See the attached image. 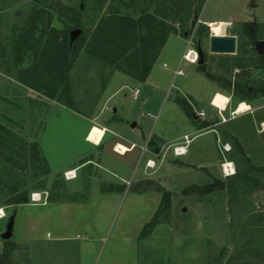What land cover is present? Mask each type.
I'll list each match as a JSON object with an SVG mask.
<instances>
[{
	"label": "rangeland",
	"instance_id": "1",
	"mask_svg": "<svg viewBox=\"0 0 264 264\" xmlns=\"http://www.w3.org/2000/svg\"><path fill=\"white\" fill-rule=\"evenodd\" d=\"M176 2L190 4L187 21L166 17L165 0H0V252L15 243L10 264H264V0H203L197 14L199 0ZM113 15L148 43L176 29L148 78L119 69L135 73L137 49L109 59L119 51L97 33ZM216 22L236 37L234 54L209 53ZM192 33L197 62L175 76ZM185 133L188 142L157 139ZM117 142L136 153L131 165ZM155 211L160 222L138 238Z\"/></svg>",
	"mask_w": 264,
	"mask_h": 264
},
{
	"label": "trees",
	"instance_id": "2",
	"mask_svg": "<svg viewBox=\"0 0 264 264\" xmlns=\"http://www.w3.org/2000/svg\"><path fill=\"white\" fill-rule=\"evenodd\" d=\"M176 1L177 0H171V2H169L168 0H165L163 9L168 11V13L166 14V17H168V18L183 17L184 21H187V19L190 18V16H191L190 4L185 2V4L178 5V2H176ZM202 3H203V0H199L197 7H195L193 9L194 14L198 13V10L201 7ZM112 18L117 19V20L116 21H107L108 24H107V22H104L105 24L100 26V29L98 30V33H97V34H102L105 37V38L103 37L104 43H106L107 45L110 44V46H106V51L114 52L116 49L115 47H117V50L119 51V54L115 53L116 56L113 55V58L110 57L109 59H112L111 60V62H112V61H114V59L116 57L120 58L122 56H126L131 51L137 49L138 52L139 51L140 52L138 53V55L135 56L136 58L134 59V64H132L133 68L135 67L134 68L135 73H131L133 71L129 70L128 65H125V67H123V65H121V66L119 65V69L122 72L128 73L129 75L136 74L135 76H137L141 80L146 78L148 75V72H149L150 63L155 58L157 52L159 51V48L161 47L163 41L165 40L166 35L170 34V33H175L176 29H174L170 26H166V28L163 29L161 31V33L157 35V37H155L156 39H154V37L151 36V41H150L151 43H148V37L147 36H146V38L143 37L144 39L142 38V40H136L134 38V34H130V32L129 33L126 32L125 29L130 28L129 24L134 25L133 19H130L127 16L121 18L120 16L118 17L117 15L116 16L113 15ZM194 20L195 19H192V22H194ZM110 22H115V24L109 26ZM76 26L77 25H74V27H76ZM182 30H183V28H182ZM249 35H251V33H249ZM252 36H253V34H252ZM252 39L254 40V36ZM100 42L101 41L98 40V43H100ZM262 59H264V55L262 56ZM204 61H205V54L202 55V62L199 64V69H201V70L204 69V66H203ZM235 86H236V91H238V92L244 90V88L242 86H238V84H235ZM183 109H184L186 114H188V115L192 114L190 107H186ZM158 191H162V189L160 188V189H158ZM137 192L138 193H144V192H146V189L137 190ZM162 194L164 195L167 193L165 191H162ZM23 196H24L23 194L15 196L12 199V203H14V204L23 203L25 200ZM158 212L159 211H155L152 219L143 225L142 229L139 232L138 238L147 236L150 233V231L152 230V228L157 223L160 222L158 219ZM4 244L7 247L2 249V251L0 252V264H10V253L15 248V243L7 240L4 242Z\"/></svg>",
	"mask_w": 264,
	"mask_h": 264
},
{
	"label": "built area",
	"instance_id": "3",
	"mask_svg": "<svg viewBox=\"0 0 264 264\" xmlns=\"http://www.w3.org/2000/svg\"><path fill=\"white\" fill-rule=\"evenodd\" d=\"M209 28H210V35H217V34H214L213 33V31H212V29H211V27L209 26ZM192 38H193V33L192 34H190L188 37H187V39H185L186 40V46H185V49H184V51H183V53L181 54V58H180V61H179V64L177 65V67H176V69L174 70V75L175 76H177V75H183V71H182V69H181V63L184 61V62H187V63H191V64H194V63H196L197 62V59H198V54H197V51H196V49L194 48V46H193V40H192ZM164 67H165V64L163 65ZM138 93H139V90L138 89H133V90H131V97L133 98V99H136L137 98V95H138ZM249 106V105H248ZM218 109V108H217ZM235 109L236 108H234L233 110H231L230 112H229V117L227 118V119H234L235 117H236V115L238 114V113H236L235 112ZM219 110V114H220V116H221V118H222V121H225V119L223 118V116H222V114H221V110L220 109H218ZM224 110V109H223ZM197 113V117H200V118H202V117H204L205 116V113H204V111L203 110H199L198 112H196ZM183 140H185V141H187L188 142V138H187V135H185L184 137H183ZM134 146V144H131V147H133ZM182 148H184L183 146H180V145H176V146H174V148H173V153L175 154V155H179V154H181V149ZM151 161L149 160L148 161V163H150ZM225 164H229V162H224L223 164H222V169H223V173H225V174H228V171H226V169H225ZM227 168L229 169V172L231 171V169L232 168H230V165L229 166H227ZM232 171H233V169H232ZM30 201L32 202V203H35V204H41V205H44V204H46V198H43L44 200H42V198H41V194L39 193V192H32L31 193V195H30Z\"/></svg>",
	"mask_w": 264,
	"mask_h": 264
},
{
	"label": "water",
	"instance_id": "4",
	"mask_svg": "<svg viewBox=\"0 0 264 264\" xmlns=\"http://www.w3.org/2000/svg\"><path fill=\"white\" fill-rule=\"evenodd\" d=\"M74 34V31L72 32ZM236 50V37L233 35H209L208 51L215 54H234ZM258 51L264 53V41H259ZM201 62V58L198 60ZM134 125V123H132ZM3 236L7 237L8 233Z\"/></svg>",
	"mask_w": 264,
	"mask_h": 264
},
{
	"label": "crops",
	"instance_id": "5",
	"mask_svg": "<svg viewBox=\"0 0 264 264\" xmlns=\"http://www.w3.org/2000/svg\"><path fill=\"white\" fill-rule=\"evenodd\" d=\"M164 65V64H163ZM164 67V66H163ZM129 77V76H128ZM148 78V77H147ZM134 89H138V88H134ZM139 90V89H138ZM139 93H140V91H139ZM139 93H138V95H139ZM213 93H215V92H213ZM137 95V96H138ZM212 97V96H211ZM227 97V96H226ZM211 99V98H210ZM209 105L210 106H212L210 103H209ZM228 106H230V98L229 97H227V101H226V103H225V107H224V109L226 108V107H228ZM113 111L115 112L116 111V109L114 108L113 109ZM136 124L134 123V125L133 126H135ZM99 129H100V131H101V133L103 134L102 135V137H101V139H100V142H102L103 141V136H104V132H105V128H101V127H99ZM110 130V129H109ZM110 131H112V130H110ZM185 135H187L186 133L185 134H183L182 136H179V137H172V138H170V139H164L163 137H161V136H157V139L158 140H160V141H162L161 143H168L169 141H176L178 138H180V137H184ZM124 137V136H123ZM120 139H125L124 141H128L129 139H127V138H120ZM148 139V138H147ZM146 139V140H147ZM86 140V139H85ZM116 140H113L112 142L111 141H107L104 145H105V147H109V146H111V145H113V143L115 142ZM99 142V143H100ZM128 143H130V144H134V145H136V143L135 142H133V141H130V142H128ZM103 145V146H104ZM137 146V145H136ZM113 150L114 151H116V152H118L119 154H124V156H123V158H122V161H123V164H125V165H131L132 164V162L134 161V159H135V156H136V153H133L134 151H133V149L132 148H130V147H127V146H125L124 144H122V143H119V142H117V143H115L114 144V146H113ZM137 152V151H136ZM133 153V154H132ZM123 179V178H122Z\"/></svg>",
	"mask_w": 264,
	"mask_h": 264
},
{
	"label": "bare ground",
	"instance_id": "6",
	"mask_svg": "<svg viewBox=\"0 0 264 264\" xmlns=\"http://www.w3.org/2000/svg\"><path fill=\"white\" fill-rule=\"evenodd\" d=\"M210 26H212V31H213V33L214 34H220L221 33V26H220V24H217V22H216V24H212V23H210L209 24ZM249 109V106H248V108L247 109H245L244 111H246V110H248ZM243 111V112H244ZM243 112H240V113H243ZM184 151H185V149L184 148H182L181 149V154H183L184 153ZM152 164V162H150V165ZM230 165V163L229 164H225V169H226V171H228V174H231V173H233V171H232V169H231V171L229 172V169L227 168V166H229ZM2 211H0V213H1Z\"/></svg>",
	"mask_w": 264,
	"mask_h": 264
}]
</instances>
